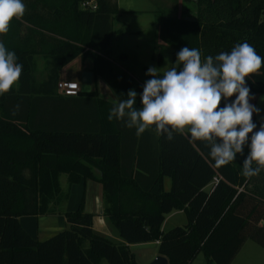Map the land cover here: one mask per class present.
Instances as JSON below:
<instances>
[{
  "label": "trees",
  "instance_id": "trees-1",
  "mask_svg": "<svg viewBox=\"0 0 264 264\" xmlns=\"http://www.w3.org/2000/svg\"><path fill=\"white\" fill-rule=\"evenodd\" d=\"M82 1L23 0L25 15L13 18L10 30L0 34L23 65L20 79L0 95V264H136L128 243L152 240L167 264H189L199 251L205 264H228L246 238L264 248V170L243 177L248 154L217 167L210 147L190 142L188 131L168 140L154 125L140 136L115 118L109 127L91 89L62 94L70 97L72 111L67 110L65 123L55 120L61 106L53 104L50 112L49 101L60 97L56 81L62 65L79 54L91 57L93 75L98 67H112L107 56L116 0H93V8L81 7ZM182 1L194 3L193 16L156 10L153 18L173 57L182 47L200 49L202 58L215 56L246 41L264 58V0ZM36 55L46 59L39 79L33 72ZM245 79L251 93H264V62ZM129 89L137 91L139 107L143 87L121 70L113 87L116 103ZM113 106L108 104L109 112ZM92 109L96 117L86 125L73 123L76 112ZM60 173L68 184L86 177L101 183L102 213L124 242L92 230L83 192L74 208L60 207L65 198ZM163 175L171 178L168 190ZM175 209H182L186 221L162 230L164 215ZM54 210L63 214L66 226L43 239L18 220Z\"/></svg>",
  "mask_w": 264,
  "mask_h": 264
},
{
  "label": "clouds",
  "instance_id": "clouds-1",
  "mask_svg": "<svg viewBox=\"0 0 264 264\" xmlns=\"http://www.w3.org/2000/svg\"><path fill=\"white\" fill-rule=\"evenodd\" d=\"M25 12L23 0H0V34H6L13 18L20 19ZM176 56L177 66L162 75L155 66L147 69L145 75L152 78L142 86L139 107L137 91L129 89L126 99L111 108L108 119L135 128L137 136L154 125L168 140L187 129L190 142L203 141L210 147L217 167L233 162L237 154L243 156L247 146L241 174L246 179L259 175L264 170V122L253 131L257 129L253 114L261 109L250 103L255 94L245 78L259 72L264 58L246 41L215 56L202 58L200 49L190 47H182ZM17 60L16 53L0 42V95L21 77L23 65Z\"/></svg>",
  "mask_w": 264,
  "mask_h": 264
},
{
  "label": "crops",
  "instance_id": "crops-1",
  "mask_svg": "<svg viewBox=\"0 0 264 264\" xmlns=\"http://www.w3.org/2000/svg\"><path fill=\"white\" fill-rule=\"evenodd\" d=\"M138 32L139 31H112L109 54L107 57L115 64L116 67H119L121 70L125 71L134 80L135 83H138L139 85L143 86L146 80L152 78L151 76L145 75L147 69L150 66L157 67L158 71L162 75L164 71L168 70L171 67L177 66L175 64L177 60V56L175 55L173 57L172 49L170 47L169 49H167L168 45L159 38L157 27H155L154 31H150L149 37L147 39V44H142V46L146 45L144 48L142 46H139V43H135V42L134 43L129 42L130 44L129 43L119 44V42L114 43L113 41L112 34L116 33L121 36L125 34L137 35ZM129 46L130 48H128ZM162 48L169 52L170 58L166 61H164V56L162 55V51H163V50L161 51ZM43 61L45 65L46 59L43 60L42 58L41 61L40 68L42 72L44 69ZM69 63L73 65V69H74V71L70 72L69 74L71 76L76 75L75 73L80 75V72L82 70H89L91 72V70L88 67L89 66L88 59L78 54L61 66L60 73L61 70L63 71L64 69H66ZM91 78H92V73H91ZM58 79H71V78L64 77V73H63V77H58ZM110 81H113V86L109 83ZM117 81H118V76L116 78L112 77L111 80L105 79L102 76H98L96 78L95 95L98 98V112L102 117V120L105 121L109 127L112 126V122L111 120L108 119V115H109L108 104L109 103L116 104L117 100L113 91V87L117 83ZM90 89H91V84H90ZM58 94H60L61 98L56 97L55 100L52 99V103L51 101H49L50 112H51V106L55 104L53 107L56 108L57 104L59 103L61 109H55V111H59V112H55V115L53 116L57 118L55 120H58L59 123H65L67 121L66 112L72 111V109L68 107L71 102V99H69L70 97L67 98L65 95H62L60 92H58ZM254 102L255 100H253V103ZM76 116L77 119L73 123H76L81 126L86 125V120L90 118L94 119L96 117L94 113V109H92V112L90 110L87 114L85 113L79 114L78 112H76ZM257 126L259 129V125ZM185 131L188 130L185 129L184 132ZM149 146H145V147H149ZM170 185H171V178L168 175H163L162 187L165 190H168L170 188ZM211 185H212V180L209 181L207 184H205L204 188L209 189ZM60 189L62 194H65L64 196L65 198L61 201L62 202L61 206L64 207V209L74 208L78 202L81 192H83V208L85 211L92 213V224H91L92 230L95 233L108 237L110 240L114 242H124V240L120 238V236L118 235L115 227L109 222L107 217L104 216L102 213V185L99 181H97L96 179H91L86 177L78 182L67 184L66 190H62L60 185ZM67 201L69 202L67 203ZM57 206L58 204L54 205V207ZM179 212H182L184 214L182 209H175L167 212L164 215V219L161 225L163 226L164 223H167L168 226L169 225L174 226L181 223L182 220H179V218H177L175 215ZM18 220L21 223V225L29 232V234L35 237L36 239H43L50 235L48 234L49 232L54 233L57 230H60L66 226V221L63 214L58 212L57 210L45 214L21 215L18 216ZM244 242L245 240L242 242L241 246L238 248L235 255L231 258L228 264H230L234 260L236 255L243 247ZM153 243L157 244V240H153ZM129 244L130 243H128V245Z\"/></svg>",
  "mask_w": 264,
  "mask_h": 264
},
{
  "label": "rangeland",
  "instance_id": "rangeland-1",
  "mask_svg": "<svg viewBox=\"0 0 264 264\" xmlns=\"http://www.w3.org/2000/svg\"><path fill=\"white\" fill-rule=\"evenodd\" d=\"M117 2V12L112 18V30L111 31H139L137 35L133 34H125L123 36L118 34H112L114 43L119 42L121 43H139V46L142 44H147V39L149 37L150 31H154L156 24L153 23V18L156 10L162 11L164 14L178 16V15H192L194 14L195 5L191 1H185L182 5V0H116ZM127 41V42H126ZM129 43V44H130ZM146 45H143L144 48ZM169 49V46H167ZM130 48V46L128 47ZM163 50V51H162ZM162 55L164 56V61L168 60L169 52L161 49ZM86 53V51H85ZM89 62V69L93 67L92 59L89 56H85ZM109 60V58H107ZM41 61L42 56L36 55L34 60V75L37 79L43 77V72L41 71ZM112 63V67L109 69H102V71L96 68V72L92 74L91 80V90L96 92V78L98 76H102L105 79L111 80L112 77L116 78L119 75L121 69L116 67L115 64ZM75 66V65H74ZM74 71L73 65L71 63L68 64L66 69L63 71L60 69L58 72V77H69L73 80L79 82V74L75 73L76 75H69L70 72ZM76 72V71H75ZM113 86V81L109 82ZM264 93H256L255 94V102L253 100L250 103L256 105L258 108L261 109L260 114H253V121L260 125L264 120ZM250 143V140H249ZM249 148L245 146L244 153L248 154ZM59 183L61 185L62 190H66V175L65 173H60L59 175ZM69 201H67L68 203ZM62 204V202H61ZM72 206V205H71ZM54 207V204H53ZM62 207V206H60ZM56 208V207H54ZM64 208V207H62ZM72 208V207H71ZM179 220H182L181 223L178 225L183 224L186 219L182 212L175 214ZM49 219V218H46ZM171 226L167 223H164L163 226L161 225L162 230H167ZM49 232L48 234H51ZM129 249L134 254V260L136 264H145L150 261L156 253V244L152 241H145V242H136L130 243L128 245ZM157 254V253H156ZM235 255V254H234ZM189 264H205L204 256L201 251L196 253L194 258L191 260ZM230 264H264V248L258 245L253 240L246 238L243 247L236 255L234 260Z\"/></svg>",
  "mask_w": 264,
  "mask_h": 264
},
{
  "label": "built area",
  "instance_id": "built-area-1",
  "mask_svg": "<svg viewBox=\"0 0 264 264\" xmlns=\"http://www.w3.org/2000/svg\"><path fill=\"white\" fill-rule=\"evenodd\" d=\"M81 7H94L93 0H86L80 3ZM56 89L61 94H71L75 95L78 93L79 89V82L73 79H58L56 81ZM213 181H216V178H213ZM212 181V183H213Z\"/></svg>",
  "mask_w": 264,
  "mask_h": 264
},
{
  "label": "water",
  "instance_id": "water-1",
  "mask_svg": "<svg viewBox=\"0 0 264 264\" xmlns=\"http://www.w3.org/2000/svg\"><path fill=\"white\" fill-rule=\"evenodd\" d=\"M186 18H190L189 16H184ZM91 84V72L89 70H82L79 75V89L80 91L87 92L90 90ZM254 129L253 131H257ZM251 133H249V137H251ZM250 140V139H249ZM145 264H167L166 257L157 253L153 256V258Z\"/></svg>",
  "mask_w": 264,
  "mask_h": 264
}]
</instances>
